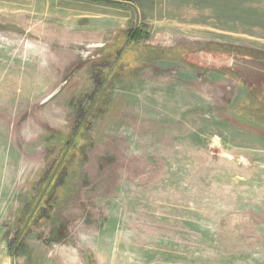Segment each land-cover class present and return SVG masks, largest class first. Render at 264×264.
Instances as JSON below:
<instances>
[{"label":"rangeland","instance_id":"1","mask_svg":"<svg viewBox=\"0 0 264 264\" xmlns=\"http://www.w3.org/2000/svg\"><path fill=\"white\" fill-rule=\"evenodd\" d=\"M199 51L264 58V0H0V240L58 174L20 264H264L260 88Z\"/></svg>","mask_w":264,"mask_h":264},{"label":"trees","instance_id":"2","mask_svg":"<svg viewBox=\"0 0 264 264\" xmlns=\"http://www.w3.org/2000/svg\"><path fill=\"white\" fill-rule=\"evenodd\" d=\"M140 38L141 37H140L139 31L128 33L127 48L130 47L132 42L134 43L138 42ZM202 53L209 55L214 59H217L218 57H222V56H227V57L240 56V57H249V58H254V59H264V58H259V57H253L252 55H247L241 52L224 53L218 56H214L209 51L208 52L199 51V52H196L195 56L202 57L201 55ZM187 59H189L190 64H192V66L194 67L195 66L199 67V66L204 65L206 69H209V70L217 69V70H222L223 72L227 71L228 73L230 74L232 73L235 76L239 77L237 72L231 68L225 69L224 67L222 68L216 67L215 65L207 63V61L202 58H195L192 56H188ZM109 74H110V71H106L104 73L103 79L101 80V84H99L97 92L95 94L99 95V93L102 90L104 91L107 89L108 87L107 83L108 81H111L108 78ZM100 102H101L100 98H95L93 100H90L88 102L89 103L88 107H90V110L88 109L87 113H90L93 107H94V110H98L100 108ZM246 102L249 103V107L243 105L239 109V114L242 115V118H247L249 120L253 119L257 121L258 123L264 122L263 121L264 120V117H263L264 115V88L260 89L259 91L249 92ZM84 125H83V121L79 120V123H77L75 126L74 132L71 135H69L68 137L69 140H67V142L71 145V148L67 149L66 154L68 153L70 149L75 150V148H77L76 155H78V153L81 152V149L84 146L83 142L85 141L84 133L86 132V128H87V125L83 127ZM74 156L75 155L71 157L72 160L74 159ZM55 171L56 169L52 167V169L46 173L44 179L42 180V185L39 189L38 194L34 198L33 202L30 203V206L28 210L26 211V213L22 216L23 217L22 223L20 224V228L17 231L16 237L13 239L11 243V248L15 246L18 247V245H20V242L25 238L26 233L29 231V229H32L34 225L42 224L46 217H49V218L52 217V211H51L52 205H49V203L50 201H52L51 200L52 193L56 186V183L58 182V174ZM88 264H92V261L90 259L88 261Z\"/></svg>","mask_w":264,"mask_h":264},{"label":"crops","instance_id":"3","mask_svg":"<svg viewBox=\"0 0 264 264\" xmlns=\"http://www.w3.org/2000/svg\"><path fill=\"white\" fill-rule=\"evenodd\" d=\"M217 59H219L220 62L215 65L216 67L233 69L237 72L243 84H245L248 88H264V59H254L240 56H222ZM251 121L255 120L252 119ZM259 124L264 125V122ZM11 243L12 241L0 240V264H20L18 262V256L15 255V250L11 248Z\"/></svg>","mask_w":264,"mask_h":264},{"label":"water","instance_id":"4","mask_svg":"<svg viewBox=\"0 0 264 264\" xmlns=\"http://www.w3.org/2000/svg\"><path fill=\"white\" fill-rule=\"evenodd\" d=\"M202 55V59H204V60H206L207 61V63H209V64H212V65H217L220 61H219V59H213L211 56H209V55H206V54H201Z\"/></svg>","mask_w":264,"mask_h":264},{"label":"built area","instance_id":"5","mask_svg":"<svg viewBox=\"0 0 264 264\" xmlns=\"http://www.w3.org/2000/svg\"><path fill=\"white\" fill-rule=\"evenodd\" d=\"M218 143V140H214L213 144L216 145Z\"/></svg>","mask_w":264,"mask_h":264}]
</instances>
